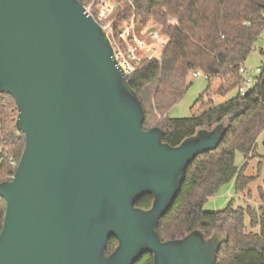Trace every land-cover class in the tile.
I'll return each mask as SVG.
<instances>
[{
    "label": "water",
    "instance_id": "obj_1",
    "mask_svg": "<svg viewBox=\"0 0 264 264\" xmlns=\"http://www.w3.org/2000/svg\"><path fill=\"white\" fill-rule=\"evenodd\" d=\"M3 93L24 148L0 182V264H136L147 253L153 264H215L224 234L162 241L158 224L188 165L216 149L226 127L177 146L160 127L144 129L110 38L78 0H0ZM148 194L151 207H136Z\"/></svg>",
    "mask_w": 264,
    "mask_h": 264
},
{
    "label": "trees",
    "instance_id": "obj_2",
    "mask_svg": "<svg viewBox=\"0 0 264 264\" xmlns=\"http://www.w3.org/2000/svg\"><path fill=\"white\" fill-rule=\"evenodd\" d=\"M88 5L91 0H78ZM117 4L109 20L118 22L134 16L139 24L149 21L165 26L170 37L161 60L144 63L127 76L128 84L145 111L143 128L160 127L163 140L179 145L198 130H211L217 124L226 127L221 144L196 157L187 167L176 200L158 224L160 240L181 239L194 230L207 237L224 234L226 241L215 264H264V206H250L206 211L203 203L235 179L237 192L248 190L256 176H245L243 169L250 159L259 158L263 179L258 195L264 203V156L256 152L259 137L264 146V63L251 90L233 94L223 102L208 101L198 113L188 117H169L190 83L187 78L201 70L208 80H220L225 96L241 83L239 68L244 65L264 27V0H114ZM170 19L176 24L169 25ZM264 56V53H263ZM208 91V90H207ZM206 91V95H207ZM205 95V96H206ZM200 98H204L201 96ZM204 109V110H203ZM16 105L10 94H0V182L9 180L24 148V137L15 126ZM241 154L244 165L235 164ZM13 160L16 165H12ZM250 195V191H248ZM152 196L144 195L135 206L148 209ZM5 201L0 197V230ZM248 216V224L246 217ZM257 228L255 232L251 229ZM117 245L111 237L107 252ZM136 264H153L150 253Z\"/></svg>",
    "mask_w": 264,
    "mask_h": 264
},
{
    "label": "built area",
    "instance_id": "obj_3",
    "mask_svg": "<svg viewBox=\"0 0 264 264\" xmlns=\"http://www.w3.org/2000/svg\"><path fill=\"white\" fill-rule=\"evenodd\" d=\"M84 6V5H83ZM117 4L114 0H91L84 6V13L92 16L107 33L113 46L114 57L122 70L128 76L138 70L144 63L161 60L163 50L169 42V35L165 26L152 21L142 25L136 22L134 16L118 22L110 21ZM170 19L168 24H176ZM258 73L260 68L255 69ZM241 83L236 87L235 93L244 95L252 89L255 77L252 70H246L244 65L239 68ZM193 78L208 76L201 70L191 73ZM12 165H16L13 160Z\"/></svg>",
    "mask_w": 264,
    "mask_h": 264
},
{
    "label": "rangeland",
    "instance_id": "obj_4",
    "mask_svg": "<svg viewBox=\"0 0 264 264\" xmlns=\"http://www.w3.org/2000/svg\"><path fill=\"white\" fill-rule=\"evenodd\" d=\"M264 27L260 33L258 40L255 42L252 51L248 58L244 62L246 70H252L251 75L256 76L258 72L255 70L264 63ZM187 82L190 83L185 94L181 100L175 104L168 112L169 117H188L192 114L198 113L201 106L207 105L208 101L212 100L214 104L223 102L227 98L235 94L236 87L229 91L225 96L220 94V86H227L226 82L220 80H208L203 76L193 78L191 75L187 78ZM208 90V91H207ZM207 91V95H206ZM206 95V96H205ZM203 96L204 98H200ZM256 152L259 155L264 156V146L262 145V139L259 137L256 141ZM259 158L255 157L250 159L243 169L245 176H256V180L249 186L248 190L243 192H237L235 189V179L229 184L221 187L216 194L207 198L203 203V209L206 211H217L231 206L237 208L239 206H250L258 210L264 203L260 201L258 195V186L261 185L263 179V173H259ZM244 159L241 154H237L235 158V164L239 167L244 165ZM250 191V195L248 194ZM248 216L246 217V224H248ZM253 232L257 228L251 229Z\"/></svg>",
    "mask_w": 264,
    "mask_h": 264
}]
</instances>
